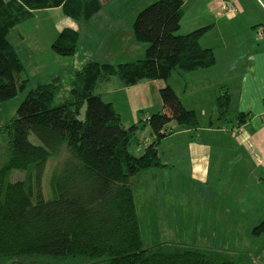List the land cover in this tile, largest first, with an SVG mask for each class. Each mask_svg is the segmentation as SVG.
<instances>
[{
  "label": "trees",
  "instance_id": "16d2710c",
  "mask_svg": "<svg viewBox=\"0 0 264 264\" xmlns=\"http://www.w3.org/2000/svg\"><path fill=\"white\" fill-rule=\"evenodd\" d=\"M183 0H157L140 10L132 24L144 56L113 65L90 60L69 78L67 95L54 103L61 80L34 81L15 117L0 124L7 160L0 169V263L45 260L53 264H237L231 252L172 242L146 247L135 208L132 178L162 166L158 145L173 134L170 124L194 130L198 120L174 91L159 90L161 109L125 127L110 103L97 93L116 77L124 87L168 80L173 71L192 72L214 63L199 40L207 27L185 35L178 30ZM99 0H0V102L23 92L31 81L13 46L9 30L37 10L60 8L64 17L88 21ZM78 33L63 29L52 42L60 57H72ZM217 121L228 112L227 94L216 97ZM211 126L212 122H210ZM214 127V126H213ZM149 129L150 141L139 133ZM34 136L39 145L28 137ZM139 153H136V149ZM64 149L66 158L49 180L45 200L41 179L48 158ZM12 171L23 173L9 181Z\"/></svg>",
  "mask_w": 264,
  "mask_h": 264
},
{
  "label": "crops",
  "instance_id": "0c3cea01",
  "mask_svg": "<svg viewBox=\"0 0 264 264\" xmlns=\"http://www.w3.org/2000/svg\"><path fill=\"white\" fill-rule=\"evenodd\" d=\"M99 2V11L86 22L64 17L60 8L32 13L31 17L38 13H50L55 23V38L63 29L78 33L74 55L67 57V62L52 58L55 63L60 61V65L58 69L55 67L46 73L49 77L45 82L54 76L61 80L59 74L66 69L65 74L69 77L90 60L118 65L144 56L147 45L136 42L132 32L135 16L143 7L130 5L126 0ZM222 4H227L229 10L222 11ZM182 8L181 19L186 18L187 31L179 32V26L178 34L185 35L207 27L199 44L213 52V65L192 72H176L175 77L179 79L176 83L181 91L177 85L176 91L171 78L141 81L124 87L113 77L100 85L97 93L104 102L112 105L125 127L143 122L150 114L160 111L158 93L165 85L174 91L185 109L195 113L198 127L188 130L170 124L169 129L174 134L171 137L182 135V142L161 145L167 137L162 139L158 145L162 166L136 177L150 175L152 179L162 181L167 169L177 171L173 177L175 180L186 179L183 189L184 193L188 190V194H183V199H186L187 207L194 211L191 217L200 218L197 219L200 229L207 227L201 232H218L226 226L220 219L224 214L235 217L238 211L243 215L247 211L264 212V194L258 205L254 194H239V188H264V0H183ZM236 8L238 13L233 14L232 10ZM19 38L22 42L23 37ZM16 53L21 61V55ZM26 76L29 79L30 76ZM195 89L198 99L188 103V97H192ZM224 93L229 97L227 122L230 125L213 127L209 124L214 116L217 117L216 97ZM205 96L206 101L203 99ZM150 139V136L145 137L143 142L148 143ZM139 149L136 153L140 152ZM224 177L233 181L235 185L232 189L225 193L213 191V187L217 188ZM192 186L196 187L195 191ZM199 188L201 192L197 193ZM209 217L217 219L208 220ZM165 226H172L170 220H166ZM213 226L214 230L211 229Z\"/></svg>",
  "mask_w": 264,
  "mask_h": 264
},
{
  "label": "rangeland",
  "instance_id": "374dc122",
  "mask_svg": "<svg viewBox=\"0 0 264 264\" xmlns=\"http://www.w3.org/2000/svg\"><path fill=\"white\" fill-rule=\"evenodd\" d=\"M126 1H128L130 5L134 6L138 4L143 8L155 2L154 0ZM50 16V13L35 14L34 17H29L27 20L9 30L7 34L9 43L13 45L15 51L22 57L21 62L24 67V72L30 76L29 80L31 79V83L28 84L23 92L18 93L12 99L0 102V124L12 121L15 117L18 105L21 103L26 91L34 81L45 82L49 77L46 73L51 72L55 67L58 69L60 61L55 63L53 61L54 58H58V60L63 59V62H67L66 60H68L66 57H58L51 49L52 41H55L58 35L55 38V30L53 29V24L55 23H53ZM185 21L186 18L181 19L179 32L187 31ZM20 36L23 37L22 42H20ZM64 66H66V63H64ZM71 70L74 71L73 68ZM66 71L68 70L66 69L59 74L63 80L61 79L60 90L54 101L56 104L61 97L67 95V86L72 74L67 77V73L65 74ZM175 73L176 72L173 71L168 79L171 78L170 80H172L174 88L177 85L179 91H181L176 83L179 79L175 77ZM205 90L207 91V89ZM176 91L178 90L176 89ZM196 99H198V95L195 89L192 97L189 96L187 101L189 103L191 100ZM203 99L206 101L207 97L205 96ZM228 118L229 113L225 115L224 121L220 124V122L216 120L217 117L214 116L212 118V125L221 128L229 126L230 122H227ZM149 134V130L145 128L139 133L140 140L148 137ZM171 136L172 135L167 136V138L161 142V145H170L172 143L179 144V142H182V135L177 137ZM28 139L33 145L40 144L32 135H29ZM65 158L66 152L64 149L60 150L59 154L48 158L41 179V191L45 200L52 198L49 180L51 175L56 173L59 169ZM6 160V140L2 139L0 141V169L5 165ZM223 164L228 166V163L225 161H223ZM176 172L177 171L174 169H167L162 181L152 179L150 175H140L131 180L133 184L132 191L135 208L139 218L144 246L149 247L163 242H180L195 246L204 245L231 252V256L237 264H264V212L253 211V213H251V211H247L245 212L246 215H243L238 211L235 217L224 214L222 218L220 217L222 223L226 225L222 227V230L218 232H201V230L205 231L207 227L203 226L202 229H200L197 222V219L200 220V218L191 217L194 211L187 207L188 204H186V199H183V194H188V190L184 193L183 189V181L186 182V179L177 178L175 180L173 177ZM177 175L180 174L178 173ZM22 178L23 173L18 171L10 172L7 177L11 182L21 180ZM174 182H176V184H174ZM232 185H235L233 181L225 180L224 177L220 180L219 184H217V188L213 187L214 189L212 190L225 193L229 192L230 188L232 189ZM192 189L195 191L196 187L192 186ZM196 192H201V188ZM239 194L242 196L254 194L258 199L256 202V205H258V202L261 204L264 188L262 186L247 189L239 188ZM168 215L171 217H168ZM211 218L213 220L215 218L217 219V217H209L208 220ZM166 220H170L171 227L169 226L168 228L165 226ZM211 229L214 230L215 227L213 226ZM20 264L53 263L45 260H36Z\"/></svg>",
  "mask_w": 264,
  "mask_h": 264
},
{
  "label": "built area",
  "instance_id": "2783aa9c",
  "mask_svg": "<svg viewBox=\"0 0 264 264\" xmlns=\"http://www.w3.org/2000/svg\"><path fill=\"white\" fill-rule=\"evenodd\" d=\"M220 9L225 12V11H228L229 10V7H228L227 4H223V5H221ZM232 13L233 14L238 13V9L237 8L236 9H233L232 10Z\"/></svg>",
  "mask_w": 264,
  "mask_h": 264
}]
</instances>
